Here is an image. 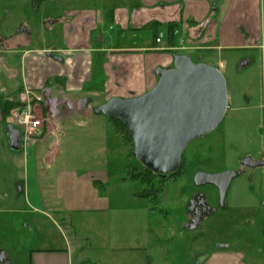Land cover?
Masks as SVG:
<instances>
[{
  "label": "rangeland",
  "instance_id": "obj_1",
  "mask_svg": "<svg viewBox=\"0 0 264 264\" xmlns=\"http://www.w3.org/2000/svg\"><path fill=\"white\" fill-rule=\"evenodd\" d=\"M108 1L113 4L122 0ZM128 1L138 4V0ZM102 2L104 0H0V44L4 46H0V54L4 53L1 55L4 62L0 64V96H12L22 84L26 65L22 56L26 51L65 46V22L61 20L64 12L91 6L98 11L103 8ZM23 28L27 30L22 36L25 42L13 45L14 53H10L7 41L20 44L23 40L18 37ZM100 30L107 32V28L101 26ZM98 34L99 31L91 34V45L95 49L100 46ZM107 34L111 46L117 45L113 42H118L119 33ZM15 36L17 41L13 39ZM139 36H145V32ZM131 41L130 38L127 45H131ZM98 57L95 55V59ZM51 58L57 59V54ZM192 60L199 62L196 57ZM262 61L259 67L244 70L237 76H225L229 108L224 121L215 132L186 148L181 161L183 177L178 183L167 185L157 205L134 197L145 185L122 183V178L130 171H143L144 167L134 157V150L126 148L112 130L110 140L108 135H101L99 129L91 138L86 134L93 127L90 119L84 124L86 128L72 130L64 126L65 121L70 122L69 115L60 112L54 118L45 105L46 111L39 117L44 121L49 119L51 134L44 136V133L40 138L42 142L18 155L9 148L4 123L0 120V248L7 253L10 264H44V254L54 257L60 253L55 250L68 247L70 252L71 249L72 253L76 252L70 264H203L218 252L221 244H232V250L240 251L243 264H264V167L258 171L249 169L233 180L225 209H220L216 187L194 184L198 172L235 171L240 169V161L245 157L264 159V58ZM52 94H58V90L53 89ZM99 98L105 97H95V100ZM93 117L107 119L104 115ZM37 156L36 167L42 163L43 171L35 170ZM21 164H25V168H20ZM36 172L39 179L43 174L45 186L52 183L51 195L66 196L72 192L66 199L70 198L73 206L84 202L83 199H89L91 204L93 188L84 181L90 176L100 180L105 189H94L100 197L94 203L101 204L105 199L106 212L65 214L70 219L67 224L57 215L54 221L31 214L33 205L40 203L41 198ZM18 176L26 188L28 186V191L27 196L23 194L15 199L13 187ZM155 185L159 187V182ZM197 193L217 210L192 229L187 227L191 219L190 200ZM153 206L162 212H150Z\"/></svg>",
  "mask_w": 264,
  "mask_h": 264
},
{
  "label": "crops",
  "instance_id": "obj_2",
  "mask_svg": "<svg viewBox=\"0 0 264 264\" xmlns=\"http://www.w3.org/2000/svg\"><path fill=\"white\" fill-rule=\"evenodd\" d=\"M101 6L103 8L98 11L91 6L92 8L64 12L61 20L65 22V46L57 49L44 47L28 50L23 54L22 59H26V65L22 84L12 96L9 95L7 98L0 96L2 122L1 101L19 97L18 91L23 88L29 89L35 97H41V93L44 97L45 93H49L51 97L67 101L69 105L59 106L57 115L52 114L54 118L62 112L69 115L70 122L65 121L64 126L68 125L72 130L86 128L84 124L90 119L93 127L86 134L93 138L99 133V129L100 134L105 137L108 135L110 140L112 129L107 119L100 120V117L92 119L96 115L94 109L114 97L130 99L146 94L159 80L157 69L173 68L176 55L196 57L198 63L214 66L226 77L228 74L237 76L244 70L259 67V61L263 64L264 0H138V4L134 5L128 0L113 4L104 0ZM174 21L177 22V26L173 43L170 44L167 24ZM100 26L107 28L109 33L115 31L119 33L118 42H113L117 45L111 46L109 37H106L107 32L102 33ZM26 31V28H23L18 39H22V36L27 34ZM93 31H99L100 46L96 49L91 45ZM141 32H145V36L140 37ZM160 34H163V38L157 43ZM130 38L132 44L127 45ZM24 42L25 40H20V44H12L7 41L10 46L9 52L14 53V48L11 47ZM0 46L4 47L1 44ZM48 53L50 56H46ZM3 54H0V64L4 62L1 56ZM55 54L58 58L54 60L51 56ZM95 55L99 57L95 59ZM53 89H57L58 94L53 95ZM95 97L105 98L96 101ZM82 101L87 103L84 109H81ZM45 121L47 123L42 128L43 135L45 133L44 136H49L51 134L49 119ZM64 126H61L62 130H65ZM40 164L39 168L35 164V170H42V163ZM47 165L50 169L51 166ZM42 177L39 179L36 173L35 181L40 187L41 198L40 203L33 205L31 214L53 220L57 215L60 221L67 224L70 219L65 214L106 212L105 199L101 204L94 203L100 199L94 189L96 187L105 189L100 180L90 176L84 181L93 188L91 204L89 199H83L84 202L73 206L71 199H66L72 192L66 196H60V193L51 195L52 183L45 186ZM126 177L127 175L123 178ZM27 189L28 186L27 188L25 186L26 196ZM48 192H51L49 196ZM250 192L253 193L254 190ZM249 225L251 227V222ZM232 247V244L219 245L218 252L203 264H243V255L240 251L232 250ZM55 251L60 253L54 257H49L50 254L43 255L44 264H70L71 257L73 258V254L76 253L74 250L72 253V249L70 252L69 247Z\"/></svg>",
  "mask_w": 264,
  "mask_h": 264
},
{
  "label": "water",
  "instance_id": "obj_3",
  "mask_svg": "<svg viewBox=\"0 0 264 264\" xmlns=\"http://www.w3.org/2000/svg\"><path fill=\"white\" fill-rule=\"evenodd\" d=\"M156 74L159 80L146 94L130 99L114 97L96 107L94 113L123 122L133 139L134 157L145 169L166 178L180 170L183 153L193 141L220 127L229 108V93L226 77L218 68L195 63L187 55L174 56V67L159 68ZM44 100L53 115H57L59 106L69 105L65 100L51 99L49 93L44 94ZM86 105L82 101L81 109ZM13 148L20 149L19 140ZM242 164L264 166L263 161L258 163L251 158H245ZM238 176L231 170L198 172L194 184L216 187L223 208L231 184Z\"/></svg>",
  "mask_w": 264,
  "mask_h": 264
},
{
  "label": "trees",
  "instance_id": "obj_4",
  "mask_svg": "<svg viewBox=\"0 0 264 264\" xmlns=\"http://www.w3.org/2000/svg\"><path fill=\"white\" fill-rule=\"evenodd\" d=\"M177 22H170L167 24V31L169 39L171 40L170 44L173 43L174 34L176 30ZM23 88H21L18 93H22ZM24 106L23 100H19L13 98L12 100L1 101V114L2 120L6 122L11 115L13 110L20 109ZM108 124L115 133V135L119 136L122 139V142L126 148H130L134 150L133 139L129 133L127 126L121 121H115L111 119H107ZM9 127H11V123H7ZM183 163L180 167V170L175 174L169 175L166 178H163L155 173L150 172L149 170L145 169L143 171H139L137 169H133L127 174L126 178L122 179V183H141L146 186L144 190L141 192L135 193L134 197L147 201L152 205H157L159 203L160 197L164 194L165 189L168 184L170 183H178L184 175V170H182ZM156 181L159 182V187H156ZM150 212L157 213L162 212L156 206H153L149 210Z\"/></svg>",
  "mask_w": 264,
  "mask_h": 264
},
{
  "label": "flooded vegetation",
  "instance_id": "obj_5",
  "mask_svg": "<svg viewBox=\"0 0 264 264\" xmlns=\"http://www.w3.org/2000/svg\"><path fill=\"white\" fill-rule=\"evenodd\" d=\"M14 75H16V73H14ZM33 96H35V94ZM41 97H42V101L39 103L40 106L38 108L39 110H41L40 116L44 115V113L46 111L45 107H44L45 104H46L45 100H44V97L43 96H41ZM53 98L54 97H51V99H53ZM16 99L23 100V102L25 103V89L23 90L22 93H20L19 97L16 98ZM35 102L36 101H34V104H35ZM43 103H44V105H43ZM46 108H47V105H46ZM18 110L19 109L13 110L12 113L16 112ZM12 113H11V115L9 116V118H8V120L6 122L3 121L4 125H5L4 126V130L6 132L9 148L13 152L17 153L18 155H22V154H24V152L30 150L34 146L36 147L37 144H38L37 141H39V139L43 136V134H42L41 137L37 138L36 140H32V141H29V142L25 143L24 130L22 128L18 127L17 125H15L14 122L11 120ZM7 123H11V127H9V125H7ZM43 125H45L44 119H43ZM17 140L20 141V149L19 150H15V148H13L14 146H17ZM245 158H251L254 162H258V163H260L262 161L264 162L263 158H254L252 156L251 157L248 156V157H245ZM244 159H242L240 161V165H241L240 169L235 170V172H237L239 174L238 177L243 176L244 173L245 172L247 173V171L249 169H251L253 171H258V170H260V169H262L264 167V166H259V167L254 168V167H251V166H244L242 164V161ZM25 161H26V159H25ZM36 163H38V156L35 157V164ZM20 168L23 169L25 167L22 166V164H21ZM18 173L20 174V172H18ZM20 176H22V174ZM20 176L16 177V180L14 181V187H13L14 188V194L13 195H14L15 199H16V197L18 199H20V197L23 196V194L25 192V185L22 182V179L19 178ZM219 201H220V198H219ZM190 205L191 206L189 208V211L191 213V219L189 221L190 223L187 226L188 228H191L194 225V223L196 222L197 219H200L199 220L200 223L197 226V227H199L201 222H203L210 215L215 214L216 210H217V209L214 210L211 206H209V204L206 203V200L202 196V194H198V193L196 195H194V197H192V199L190 200ZM225 208L226 207L221 208V206H220V209H225ZM0 264H10L7 253L1 248H0Z\"/></svg>",
  "mask_w": 264,
  "mask_h": 264
},
{
  "label": "built area",
  "instance_id": "obj_6",
  "mask_svg": "<svg viewBox=\"0 0 264 264\" xmlns=\"http://www.w3.org/2000/svg\"><path fill=\"white\" fill-rule=\"evenodd\" d=\"M163 34H160L157 43L162 41ZM34 101L35 104H34ZM42 97H35L29 89H25L24 106L16 112L12 113L11 120L15 125L24 130L25 143L36 140L43 134V119L40 116L39 103Z\"/></svg>",
  "mask_w": 264,
  "mask_h": 264
}]
</instances>
